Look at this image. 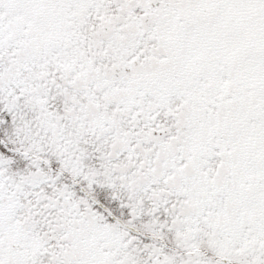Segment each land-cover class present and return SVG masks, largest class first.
Returning a JSON list of instances; mask_svg holds the SVG:
<instances>
[{
    "label": "snow or ice",
    "instance_id": "1",
    "mask_svg": "<svg viewBox=\"0 0 264 264\" xmlns=\"http://www.w3.org/2000/svg\"><path fill=\"white\" fill-rule=\"evenodd\" d=\"M0 264H264V0H0Z\"/></svg>",
    "mask_w": 264,
    "mask_h": 264
}]
</instances>
